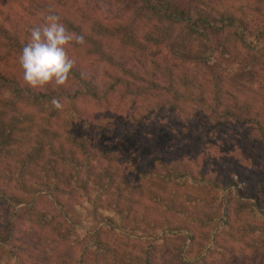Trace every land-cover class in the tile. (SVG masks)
Wrapping results in <instances>:
<instances>
[{"label": "trees", "instance_id": "1", "mask_svg": "<svg viewBox=\"0 0 264 264\" xmlns=\"http://www.w3.org/2000/svg\"><path fill=\"white\" fill-rule=\"evenodd\" d=\"M10 1L18 3V0ZM125 1H136L140 10L151 12L155 19L184 25L192 35L206 36L236 28L240 31L243 42L250 40L248 46L264 44V30L252 34L245 24L243 15L246 12H243L242 0H191L188 3L196 5L195 18L188 14L186 7L189 4L186 0H180L179 4L175 0ZM239 2L242 8L233 10L232 6ZM54 4L76 10L80 6V0H41V5L29 3L27 9L20 3L22 12L15 18L22 28L13 22L14 17L6 12L0 13V63L6 64L9 59H13L17 71L23 76L19 56L30 38V29L42 22L41 12L44 10L47 14L48 8H53ZM217 6H221L219 13L216 12ZM55 12L69 31L85 38L84 45L73 43L69 46V55L76 60V66L66 85L49 84L33 90L19 85L18 78L0 64V209L9 213V210L26 204V219L29 224L38 228L34 237L41 243L37 248L34 246L36 249L28 256L2 255L0 264H77V260L78 264H157L153 260L156 246H145L142 254L133 257L117 247L118 239L114 238L113 243L102 241L99 238L103 233L100 228L94 233H85L87 239L81 242L83 248L80 257L76 258V254L69 250L68 245L74 246L80 242L74 235L76 225L68 221L67 214H63L68 202L61 198H56L55 201L53 196L62 197L78 184L87 185L90 180L95 182L98 200L109 192L114 196L112 190L120 193L118 201L109 206V210L122 220L126 232L140 229L141 224L153 227L144 220L143 213L137 212L136 205H146L149 210L152 206H157L159 211L186 217L188 224L186 228L184 226V232L177 227L171 229L165 226V229L158 231L157 236L162 231L171 237L177 233L182 243L186 244L195 240V228H208L210 232L207 244L211 246V252L215 253L220 248L224 252L222 259L227 262L229 255L234 252L233 248L218 246L212 237L217 229L228 231L232 226V218L235 217L242 219L255 215L264 221V179L258 177L251 182L254 186L249 188V181L241 179L236 166L230 177L224 175L215 162L212 166L202 162L196 169L199 157L170 160L163 157L165 150L160 151L161 153L154 152L155 150L140 151L142 146L143 150L156 148L153 142L145 146V142L152 140L144 139V136L149 138L155 132L148 135L138 133L141 127H146L149 115H155L145 112L148 110L144 102L156 93L171 94L173 101L190 102L208 109L214 120V127L225 126L228 122L252 123L257 128L258 140L264 139V126L254 117L243 119L244 111L237 100L234 106H225L215 98L208 101L204 92L196 94L193 90L194 82L187 78L185 80L183 75L179 77L182 81H175L176 75H168L165 84L159 79L160 73L151 74L146 68L142 76L138 75L131 67V54L142 53L143 67H148L150 63L157 65L158 62L151 61L144 44L141 45L140 39L132 30L123 28L114 33L115 28L104 23L103 20L108 19L99 14L98 10L79 11L76 17H70L65 12ZM211 12H215L217 16ZM243 34L246 35V40ZM113 40L121 46L120 57L105 48V41ZM161 47L167 49L163 44ZM158 59L165 60L161 56ZM175 83L182 87L181 92L179 88L174 90ZM10 84L15 87L13 90ZM53 98L61 101L64 105L62 110L52 106ZM63 98L67 99L68 105L64 104ZM91 101L116 114L121 111L128 113L112 118L104 117L105 112L97 114L99 111H94L91 115L78 112L77 103ZM161 114L156 112V115ZM74 125H81L80 134L75 131ZM128 128H131L129 132L122 133ZM132 143V152L124 158L122 150L116 147H126ZM143 153L146 155L145 159L141 156ZM15 169L19 172L16 179L13 176ZM134 175L144 181L148 192L145 195L144 188H141L143 193L137 202L131 196L130 199L122 200V188L124 185L129 187L128 179ZM36 185L45 188L46 192L42 193L53 197L52 200L61 209V212L58 211L60 213L53 216L46 211H37V197L33 192V186ZM79 188L82 189L83 186ZM12 189L20 194L11 193ZM88 189L86 186L87 193L90 191ZM159 189L162 193L157 195L154 191ZM184 191L187 194L181 197L179 194L182 195ZM24 195H31L33 198L26 200ZM12 216L14 217L13 212ZM106 220L111 221L109 218ZM257 226H250V233L258 238L263 237L264 233L261 235L257 231L261 227ZM109 232L114 233L113 237L120 236L113 230ZM157 240L163 239L157 237ZM245 243L248 244L246 240ZM175 251L179 252L177 262L180 264H209L206 258L190 256V250L184 252L185 247L181 250L176 246Z\"/></svg>", "mask_w": 264, "mask_h": 264}, {"label": "rangeland", "instance_id": "2", "mask_svg": "<svg viewBox=\"0 0 264 264\" xmlns=\"http://www.w3.org/2000/svg\"><path fill=\"white\" fill-rule=\"evenodd\" d=\"M159 1L166 2L170 0ZM17 2L0 0V13L6 12L10 17H14L13 22L19 28H22L17 18H15L22 12L21 8L23 7H20V3L25 5L27 9L29 3L31 5H41V0H18ZM174 2L179 4L180 0ZM186 2H191V0H186ZM188 4L186 7L187 12L195 18L196 5ZM242 4L243 12H246L243 15V20L250 29L249 31L256 34L258 31L264 30V0H242ZM76 8V10L75 8L70 10L53 5L55 11L65 12L70 17H76V15H79V11L89 10L94 12L98 10L99 14L108 19V21L103 20L104 23L115 28L114 33L118 30L122 31L123 28L128 31L132 30L135 33V36L140 39L141 45L144 44V48L147 50L146 54L151 57V61L158 62L157 65L150 63L148 67H145V65L143 67L141 64L144 59L142 53L133 52L135 55H130L133 60L130 64L138 75L142 76L146 68L151 74L160 73L159 79L164 84L168 80V75H176L175 81H179V77L183 75L185 80L187 78L188 81L194 82L193 90L196 94L204 92L208 101L215 98L225 106H234L237 100L241 110L244 111L243 119L254 117L262 127L264 126V44L263 46H248L250 40L243 42L240 31L236 28L226 30L224 33H210L206 36L192 35L182 24L162 19L158 20L153 17L151 12L140 10V6L136 4V1L80 0V6ZM241 8L240 2L232 6L233 10ZM216 12H221V6L216 7ZM41 14H45V11L43 10ZM211 14L217 16L215 12H211ZM237 34H239L238 37ZM242 36L245 40L247 39L246 35L243 34ZM105 44V48L111 54L120 57L119 54H122V50L118 42L115 40L105 41ZM162 44L167 46V49H163ZM160 56L164 57L165 60L158 59ZM0 64L3 68H6L7 72L18 78L19 85L30 88L23 81V76L17 71L13 59H9L6 64ZM174 85V90L179 88L181 92L182 87L176 83ZM9 86L12 90L15 88L12 84ZM8 94L6 93V95ZM63 101L64 104L68 105L66 98H63ZM144 103L148 110L145 112H151L155 115H149L146 127H141L138 133L142 134L144 132L148 135L155 132L149 138L144 136V139L152 140L149 143L145 142V146H149L153 142L156 148H145L143 150L144 146H142L140 151L155 150L154 152L161 153L160 151L165 150L162 153L163 157L170 160L199 157L196 169L202 162H205L207 166H212L215 162V165L227 176L231 175L236 166L237 172L242 177L241 179L249 181L247 184L249 188L254 186L251 182L256 181L258 177L261 176L264 179V139H256L258 138V131L252 123L228 122L225 126L218 127V125H215L214 127V120L211 118L208 109L190 102L173 101L171 94L167 93L161 95L156 93L147 98ZM77 105L78 112L88 115H91L94 111H99L97 114L106 113L104 117L118 118L120 115L128 113V111H121L116 114L111 109L107 110L103 106L99 107L92 101L91 103H77ZM156 112L162 114L156 115ZM73 127L80 134L81 125H74ZM130 130L131 128H128L122 133ZM251 138H255V140H251ZM116 148L122 150L121 154L124 153V158H126L125 156L132 152L133 143L126 147L119 145ZM141 156L143 159L146 158L144 153ZM14 171L13 176L16 179L19 172L16 169ZM128 180L129 187L124 185L122 188V200L130 199L131 196L132 200L137 202L136 200H139L141 193H143L141 188H144L145 195L148 192L146 191L147 185L135 175ZM93 181L90 180L87 185L78 184L76 188L69 190L62 197L59 195H57L58 197L53 196L55 201L56 198H61L64 202H68L67 208L63 209V214L65 216L67 214L66 218L69 222L75 223L76 232L74 235L77 239L79 238L80 242L67 247L70 248L69 250L72 253L76 254V258L80 257L82 253L83 243L81 242L87 239L88 234L94 233L100 228L103 233L99 238L102 241L113 243L114 238L118 239L116 242L117 247L133 257L142 254L144 248H146L145 246H156L157 250L153 255V260L157 264H180L177 262L179 252L176 253V246L181 250H184L185 247L184 252L190 250V253H188L190 256L206 258L209 264H264V236L258 238L250 233V226L256 225L261 227L257 231L261 235L264 233V221L255 215L242 219L232 218L230 230L218 231L217 229V232L214 233L212 240L215 244L218 243V246L233 248L234 252L229 255L230 258H227V262H224L222 259L224 252L220 248L215 253L211 252V246L207 244L209 241L208 232H210L208 228H195V240L188 241L186 244L182 243L179 238L180 235L176 232L173 237L167 236L165 231L157 236L158 231L165 229V226L171 229L177 227L183 229V232L184 226L185 228L188 226L186 217L159 211L157 206H152L149 210L145 207L146 205H136L137 212L143 213L144 220L152 224L153 227L148 228V225L144 227L141 224L140 229L126 232L122 220L113 211L109 210V206L118 201L120 193H115L112 190L114 196L109 192L98 200L97 191L94 187L95 182ZM118 181L122 183L121 179ZM82 186L83 188L80 189L79 187ZM86 186L90 189V191L88 189L89 193L85 190ZM247 187L245 185V190ZM10 192L20 194L19 191L14 189ZM33 192L37 197L38 212L43 213V211H46V213L53 216L61 212L60 207L52 200L53 197L51 198L46 193H42L46 192L45 188L36 185L33 186ZM154 192L160 195L162 190L159 189ZM183 194H187V192L184 191L182 195L181 193L179 195L182 197ZM25 198L31 200L33 197L30 195L25 196ZM218 206L220 207L221 203ZM27 209L26 204L9 210V213L5 212L4 209H0L1 258L2 255L7 256L6 254H27L28 256V254H33V250L40 246L41 243L34 237L38 228L33 227L26 219ZM61 216L63 217V215ZM107 218L111 221L106 220ZM109 230L119 233L120 236L113 237L114 233L109 232ZM85 233H87L86 236ZM216 234L217 238L215 239ZM242 236L244 237L241 238ZM157 237L163 240L158 241ZM245 240L248 244L245 243ZM18 246L21 248H18Z\"/></svg>", "mask_w": 264, "mask_h": 264}, {"label": "clouds", "instance_id": "3", "mask_svg": "<svg viewBox=\"0 0 264 264\" xmlns=\"http://www.w3.org/2000/svg\"><path fill=\"white\" fill-rule=\"evenodd\" d=\"M41 20L30 29V38L19 56L23 81L32 89L49 84L64 86L76 66L68 48L73 43L84 45L85 38L69 31L52 7L48 8L47 14H42ZM51 104L57 110L64 107L57 98H53Z\"/></svg>", "mask_w": 264, "mask_h": 264}]
</instances>
